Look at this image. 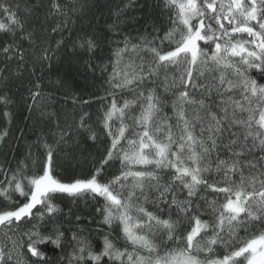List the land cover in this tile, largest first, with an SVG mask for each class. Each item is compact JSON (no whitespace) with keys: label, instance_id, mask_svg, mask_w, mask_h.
Listing matches in <instances>:
<instances>
[{"label":"snow or ice","instance_id":"1","mask_svg":"<svg viewBox=\"0 0 264 264\" xmlns=\"http://www.w3.org/2000/svg\"><path fill=\"white\" fill-rule=\"evenodd\" d=\"M126 7L110 8L115 19L104 36L90 23L68 37L69 59L87 56L93 72L103 43L123 44L106 81L110 103L97 121L89 123V113L58 121V131L37 136L22 158L0 153V264H54L47 246L63 249L65 241L72 250L55 264H102L105 257L103 264H264V0H158L167 30L154 20L151 31L146 25L142 35L112 41L108 34L120 35ZM84 8L79 0H0L5 118L16 73L66 50L63 33ZM52 34L61 36L55 48ZM32 88L29 107L41 95ZM8 137L0 131V143ZM88 148L98 159L94 170L56 171L62 154ZM89 198L103 201L95 211L110 229L99 252L82 230L57 224L81 222L57 200Z\"/></svg>","mask_w":264,"mask_h":264},{"label":"trees","instance_id":"2","mask_svg":"<svg viewBox=\"0 0 264 264\" xmlns=\"http://www.w3.org/2000/svg\"><path fill=\"white\" fill-rule=\"evenodd\" d=\"M33 4H39L40 0H31ZM65 5L73 4L76 0H61ZM85 5L83 15L77 19V16H71L68 27L69 31L63 33V37L68 40L67 48L53 55L51 61H45L43 64L37 63L33 68L29 62L28 67L21 73H16V76L9 83L8 90L11 97V117L5 118L2 113L5 111L3 106H0V131L9 130L7 144L0 143V153H7L9 159L12 157L22 158L27 154V145L33 143L37 136L43 132L58 131L56 128L57 122L61 126L70 124L74 120L79 121L80 115L89 113L91 121L95 122L98 119V114L102 110V104L110 103L109 100H104L106 95L105 89L108 87L106 81L112 72V62L116 60L114 51L116 48L123 47V44L103 43L101 49L96 53V56L91 59V63L98 65L95 72L87 67L85 61L88 57H82L78 61L69 59V53L72 51V41L68 39L71 34L73 38L78 34L79 29L87 27L90 23L94 26L93 30L101 36L105 35L104 30L115 19L114 15H110V8L114 5L120 7L127 6L124 11L125 15L121 17L120 35L108 34V38L112 41H122L125 35L135 38L142 35L146 30L151 31L153 21H163L165 30H167V14L162 13L155 5L158 0H79ZM45 5L48 0H44ZM42 11L38 14L39 19L43 20ZM114 11V9H113ZM151 17L148 19L147 17ZM51 33V28H48ZM163 35V32L160 33ZM61 36L52 34L49 37V42L52 47H56V41L60 40ZM7 38L0 33V44L6 43ZM137 41L133 39V43ZM27 46V45H26ZM2 59V57H0ZM127 62V58H125ZM4 68L0 64V70ZM12 70L15 69V64L10 65ZM101 68H106L102 73ZM252 74L259 78V72L255 69ZM31 81V83H29ZM33 84L40 85L39 88H32ZM41 93L35 101L29 96L28 89ZM124 98H130L125 96ZM169 100L166 112L171 115V97ZM84 100L89 101L88 106H82ZM66 130V129H65ZM82 147H85L82 145ZM36 150L33 149V152ZM0 160H3V155H0ZM96 161L94 164L93 161ZM60 163L63 167L57 168V172L61 176L80 175L87 173L90 169L94 170L98 166L95 149L88 148L81 154L77 150L74 154L68 155L66 158L61 156ZM14 166V163H13ZM118 167V165H117ZM56 203L68 211V207L76 210V215L81 217V222L69 225L67 219L57 221V224L63 223V227H71L73 230H82V235L89 239L97 252L103 248L102 237L105 232L110 231L107 225L102 223V216L97 214L95 209L102 207L103 201L97 203L89 198L87 201L80 200L79 203L57 200ZM151 210V209H149ZM74 220V218H71ZM52 227V225H49ZM68 240H71L72 232L67 233ZM63 249L55 248L48 244L47 254L53 260L54 264L64 257L66 253L71 252V247L67 246V241L64 242ZM123 242L118 244L122 247ZM221 255L223 250H219ZM107 258H103L106 260ZM102 260V264H103Z\"/></svg>","mask_w":264,"mask_h":264},{"label":"rangeland","instance_id":"3","mask_svg":"<svg viewBox=\"0 0 264 264\" xmlns=\"http://www.w3.org/2000/svg\"><path fill=\"white\" fill-rule=\"evenodd\" d=\"M3 240V234H2V232H0V241H2Z\"/></svg>","mask_w":264,"mask_h":264}]
</instances>
